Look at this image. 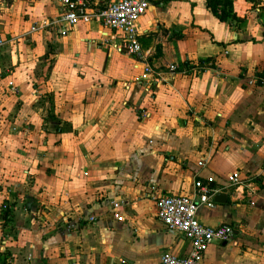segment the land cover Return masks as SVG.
Here are the masks:
<instances>
[{
    "label": "crops",
    "instance_id": "crops-1",
    "mask_svg": "<svg viewBox=\"0 0 264 264\" xmlns=\"http://www.w3.org/2000/svg\"><path fill=\"white\" fill-rule=\"evenodd\" d=\"M232 3L220 21L206 0H149L129 57L96 23L62 37L55 0H0V264L184 258L149 187L195 199L207 179L226 199L197 220L233 239L203 263L264 264V0ZM145 63L163 78L148 89L133 84Z\"/></svg>",
    "mask_w": 264,
    "mask_h": 264
},
{
    "label": "built area",
    "instance_id": "built-area-1",
    "mask_svg": "<svg viewBox=\"0 0 264 264\" xmlns=\"http://www.w3.org/2000/svg\"><path fill=\"white\" fill-rule=\"evenodd\" d=\"M63 9V14L56 23H61L66 27L60 32L62 37H66L68 29L78 24L96 23L103 29L109 30L113 34L115 41L114 48L129 57L141 55L142 48L138 38L137 23L149 8V0H104L99 3H91V0H55ZM51 22H45L42 26H33L30 32L50 26ZM104 45H110L109 40H105ZM7 41L0 34V48L5 46ZM198 70L195 67L181 68L177 64L168 67V74L182 73ZM162 74L155 72L150 65H144L143 72L134 79L133 84L148 89L153 84L161 83ZM249 85L254 81H249ZM143 117L145 115H142ZM202 163H199L201 166ZM212 179H207L206 184L196 181L194 186L197 190L196 198L185 196L155 195V187L150 186V199L156 209L157 219L170 232H176L191 245L188 256L178 258L166 252L161 256V264H204L203 258L209 246L214 243H229L233 239V230L229 226H219L216 228L204 226L197 220L199 207L205 206L213 208L215 206L214 197L216 190L210 187ZM231 184H239V177L234 173L231 177ZM114 209L120 207L119 203L112 204ZM90 222L95 218L90 217Z\"/></svg>",
    "mask_w": 264,
    "mask_h": 264
},
{
    "label": "trees",
    "instance_id": "trees-1",
    "mask_svg": "<svg viewBox=\"0 0 264 264\" xmlns=\"http://www.w3.org/2000/svg\"><path fill=\"white\" fill-rule=\"evenodd\" d=\"M162 1L168 2V0ZM206 7L220 21H230L236 18L232 0H206Z\"/></svg>",
    "mask_w": 264,
    "mask_h": 264
},
{
    "label": "water",
    "instance_id": "water-1",
    "mask_svg": "<svg viewBox=\"0 0 264 264\" xmlns=\"http://www.w3.org/2000/svg\"><path fill=\"white\" fill-rule=\"evenodd\" d=\"M225 199H226V195L221 194V193L217 194V195L214 197V200H215V201H218V200H219V202H224Z\"/></svg>",
    "mask_w": 264,
    "mask_h": 264
},
{
    "label": "rangeland",
    "instance_id": "rangeland-1",
    "mask_svg": "<svg viewBox=\"0 0 264 264\" xmlns=\"http://www.w3.org/2000/svg\"><path fill=\"white\" fill-rule=\"evenodd\" d=\"M51 54H52V53H50V52L48 53V57H47V59H46V60H47L46 63H50V59H49L50 56H49V55H51ZM48 59H49V60H48Z\"/></svg>",
    "mask_w": 264,
    "mask_h": 264
}]
</instances>
